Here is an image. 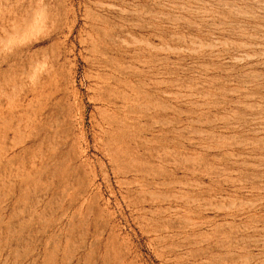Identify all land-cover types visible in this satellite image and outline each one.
I'll return each instance as SVG.
<instances>
[{"label": "rangeland", "instance_id": "374dc122", "mask_svg": "<svg viewBox=\"0 0 264 264\" xmlns=\"http://www.w3.org/2000/svg\"><path fill=\"white\" fill-rule=\"evenodd\" d=\"M0 264H264V0H0Z\"/></svg>", "mask_w": 264, "mask_h": 264}]
</instances>
